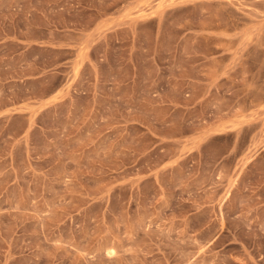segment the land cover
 Segmentation results:
<instances>
[{"label": "rangeland", "instance_id": "rangeland-1", "mask_svg": "<svg viewBox=\"0 0 264 264\" xmlns=\"http://www.w3.org/2000/svg\"><path fill=\"white\" fill-rule=\"evenodd\" d=\"M0 264H264V0H0Z\"/></svg>", "mask_w": 264, "mask_h": 264}]
</instances>
